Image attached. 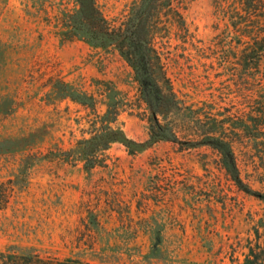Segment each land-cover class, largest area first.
Instances as JSON below:
<instances>
[{
  "label": "rangeland",
  "instance_id": "obj_1",
  "mask_svg": "<svg viewBox=\"0 0 264 264\" xmlns=\"http://www.w3.org/2000/svg\"><path fill=\"white\" fill-rule=\"evenodd\" d=\"M242 5L0 0V255L81 264L252 259L264 246V201L238 188L206 141L227 143L242 183L264 195V55L245 61ZM138 17L155 107L120 39L88 38ZM157 124L172 139L160 138ZM104 128L117 139L85 168L77 144Z\"/></svg>",
  "mask_w": 264,
  "mask_h": 264
},
{
  "label": "trees",
  "instance_id": "obj_2",
  "mask_svg": "<svg viewBox=\"0 0 264 264\" xmlns=\"http://www.w3.org/2000/svg\"><path fill=\"white\" fill-rule=\"evenodd\" d=\"M150 1L142 0L144 8L146 6L149 7ZM242 6L245 9L246 18H248L246 23L250 24L249 30L246 31V37L249 39V42H247L244 48L246 54L245 61L247 62L249 58L259 61L262 55H264V0H243ZM253 11H256V16L251 15ZM249 19H253V22L249 21ZM139 23L142 26L143 20L141 17L128 18L124 26L117 33L115 30H110V33L106 31L92 32V34L87 35L90 41H93L92 43L100 46H106L107 43L115 41V37L120 39L119 41L122 44L121 54L126 57L134 68L135 78L142 86L141 91L143 96L155 107L154 102L158 96L159 88L150 62L151 50L139 33ZM234 27L236 26L234 25ZM156 127L159 131L160 138L172 139V136L167 134L161 126L157 124ZM153 135L154 132L152 130V139L154 137ZM116 139L115 132L104 128L89 139L78 142L75 151H77L76 154L80 160L83 161L84 167L91 169L99 163V158L95 157V153L99 150L107 149L109 143ZM206 141L208 145L220 151L223 157L224 168L238 188L264 201V195L250 190L240 180L230 146L214 138H208ZM254 250L250 251L252 259H249V257L246 258L244 264H257L264 259V246L257 244L256 251ZM0 257L4 258L7 264H81L73 260L43 259L37 255L30 254L8 253L1 254Z\"/></svg>",
  "mask_w": 264,
  "mask_h": 264
}]
</instances>
